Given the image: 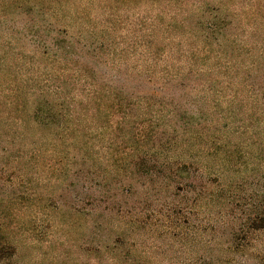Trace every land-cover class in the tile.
Listing matches in <instances>:
<instances>
[{
    "label": "rangeland",
    "instance_id": "374dc122",
    "mask_svg": "<svg viewBox=\"0 0 264 264\" xmlns=\"http://www.w3.org/2000/svg\"><path fill=\"white\" fill-rule=\"evenodd\" d=\"M191 1L231 7L223 49L237 50L250 73L246 83L264 80L254 72L264 68V0ZM32 5L0 0V245L12 248L0 264H264V230L248 228L264 175L254 128L246 135L243 126L234 138L245 143L241 156L250 151V157L240 160L236 153L232 166L213 161L204 142L208 156L198 163L197 148L181 143L174 159L186 163L188 174H178L181 184L168 189V182L137 180L133 196L124 194L127 150L116 126L113 145L100 131L84 147L35 148L30 104L22 95L45 79L47 61L29 36ZM118 86L136 91L132 82ZM187 181L193 182L189 188ZM115 240L118 257L109 261L105 245Z\"/></svg>",
    "mask_w": 264,
    "mask_h": 264
},
{
    "label": "trees",
    "instance_id": "16d2710c",
    "mask_svg": "<svg viewBox=\"0 0 264 264\" xmlns=\"http://www.w3.org/2000/svg\"><path fill=\"white\" fill-rule=\"evenodd\" d=\"M229 8L191 0H33L29 36L47 61L45 79L22 95L30 104L35 148L84 147L100 131L113 145L116 126L124 133L123 187L130 196L139 191L137 180L168 182V189L181 184L186 163L174 160L181 143L197 148L198 163L208 153L230 166L236 153L240 160L250 157V151L239 153L245 143L234 141L243 126L246 135L254 128L256 159L264 162V80L246 83L250 73L237 50L223 49ZM254 72L262 76L264 68ZM120 82H132L136 91L121 89ZM260 181L248 218L253 231L264 230V175ZM117 244L105 245L109 261L118 257ZM11 254L0 245V262Z\"/></svg>",
    "mask_w": 264,
    "mask_h": 264
}]
</instances>
